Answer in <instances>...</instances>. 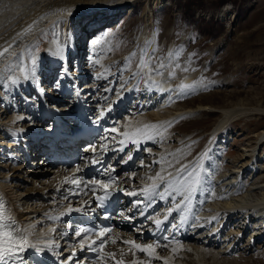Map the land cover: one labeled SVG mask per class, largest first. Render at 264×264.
Returning a JSON list of instances; mask_svg holds the SVG:
<instances>
[{
  "label": "bare ground",
  "instance_id": "6f19581e",
  "mask_svg": "<svg viewBox=\"0 0 264 264\" xmlns=\"http://www.w3.org/2000/svg\"><path fill=\"white\" fill-rule=\"evenodd\" d=\"M135 1L0 0V53H3V55H0V85L8 87L9 84L11 86L10 93H13L16 97L17 95L22 96V98L24 97L23 101H28L29 97L27 93L32 94L34 93L32 89H35V92L39 93L38 96L41 101V105L36 108H40V110L36 114L34 113L35 115L29 113V111L27 113L18 112L17 116H13L12 119L7 120L9 114L5 113L9 110L10 103L8 96L3 97L6 100V109L5 111L3 110L6 117L0 115V140L2 141L0 146H3L5 139V146L8 144L10 148H16L14 151L22 153V158L16 154L19 157L20 167H16L15 165L14 168L8 170L6 169V164L2 167V170L6 171V176H0V196L4 199L6 211L10 210L11 216L27 231L29 239L32 242H37L38 239L45 237V235L46 237H52L53 235H57L58 232H61L62 236L69 237V234L66 232L67 225L61 224L67 221L70 222L73 219L76 221L83 219L92 207L91 199L89 198L91 190L85 187V182L80 178V172L73 175V172L63 173V171L60 172L57 168L53 170V168H50L48 162L45 163V160L43 162L39 160L35 161L37 153L42 151V148L48 150L50 146L47 144L51 141L49 137L53 129L55 131L56 126L65 127L70 118L76 124L82 118H86V108H89V104L100 106L99 108L97 107L98 110L102 109L103 102L98 101V99L111 98L113 94L112 88L115 90L114 85L113 87H109L114 81L110 83L106 81L104 84H100L96 88V91H91L93 86L87 83L81 91L82 93L78 91L73 96L78 99L77 108L74 109L76 112L59 111L62 106H65L63 98L73 95L71 85L79 79L80 81L87 79L90 76L89 70H92L95 64L99 62L97 60L96 48L92 46L91 50L88 51L89 48L87 49L79 45L75 40V33L72 27L68 29V25L73 22L72 20H77L79 17L90 16L102 11L96 17L99 26H102L106 24L105 22L112 20L123 6L132 4ZM167 1L169 0H154V9L161 11ZM152 17L153 15L151 14L149 19H152ZM220 17H224V15L220 13ZM52 28H56L57 34H61V37H55L54 41L49 44L50 51L56 58L60 59V64L70 59V55L73 53L78 60L77 64H79L80 70L74 73L76 74L74 77L69 72L63 73L64 77L62 75V79L64 78L67 82L63 86L58 84L51 89V84L49 86V83H51L58 66L56 58L53 60V69L46 70L44 68L46 70V74L44 73L45 79L43 78V73L41 76L38 73L39 77L37 78L32 69L33 65L27 50L30 44L40 39L46 31H51ZM145 33L142 36L144 39ZM73 48H75L74 51ZM5 49H8V51L5 52ZM83 51H85V54H83ZM88 52H90V55ZM87 55L91 57L90 66H87L85 61ZM35 58L39 60L42 57L39 55ZM17 59L20 60L18 70H11V64ZM143 60L145 61L143 75L147 73V77L142 78L141 84L139 86H137L138 84L135 85L134 90L131 92V97L134 96L132 97L135 101L134 105L138 104L133 109H139L142 102H145L146 107L157 102L158 107L154 110H160L156 111V113L154 112L152 115L143 117L125 116L121 125L123 130L119 132L116 126V131L114 132H118L117 135H119L130 132L129 130L134 131L136 128H143L145 125H157L158 127L153 132L158 133V135H156L153 141L146 143V149H150L146 153L148 157H151V161L141 164V169L145 172L141 173V179L137 178L136 172L123 174L121 178L127 177V180L123 182L127 191H137L139 199H142L144 188L151 186L153 179L150 178H155L157 173L165 177H168L169 173L175 176L177 171L183 166L191 168L197 164L202 165V168H199L198 171L200 172L203 184L192 195L191 207L179 215H184L186 219H189V223L183 226L185 230L189 229V240L183 244L154 245L156 251L152 256H149L132 248L131 245L123 243L125 240H133L140 244H152L150 241H142L144 233L139 230L129 231L130 227L128 225H122L119 231L114 232L119 242L104 245L102 250L98 246V237L86 236L87 238L84 239L85 236H80L77 247L74 248V250L79 249L75 255L79 260L97 257V260L103 264H114L113 258L108 255L110 253H115V259H122L125 264H132L134 260L140 261L141 264H206L208 260H211L210 264H216L220 259L226 258L227 255L235 250L242 253L257 252L258 246L264 243V159L259 157L260 149L257 152L258 145L256 144L253 148L244 151L243 156L241 154L237 158L236 170H229L226 173L224 171L217 173V171L214 172L211 169V166L214 167L215 165L211 160V156L217 150V141L231 122L241 117L264 116V108L240 106L229 110H222V119L212 130L204 149L191 160L181 162L180 157L177 158L178 152L181 149L168 144L172 140L169 136L170 140L168 137L166 138L171 131L169 129L182 117L193 116L208 107L203 106L200 107L201 109H176L174 112L170 111V109H165L172 99L186 96L181 95V93H188L187 96L189 97L198 93L192 84L189 85L190 78L187 76H182L183 78L180 76L181 79L178 84L170 82L166 76L156 75L155 71H151V63L148 57ZM102 65L101 71L104 69V63ZM67 66H69V71L72 73L69 62L65 65V67ZM138 68L137 73L141 71V63H139ZM107 70L104 72L106 73ZM80 72L81 74L79 75ZM150 72L151 75L149 74ZM101 74L95 80L100 82V78H103V74ZM76 77L78 78L76 79ZM13 81H17V83H13ZM181 86L184 87L182 88ZM7 90L8 94L9 89L7 88ZM169 90L175 91L170 93ZM53 91H59L58 98H50L53 95ZM126 94L125 92L121 95L122 99H119L117 95L114 96L119 99V103H116L114 112L110 111L112 114L109 121L119 120L127 110L125 109L128 108L127 104L133 101L132 99H128ZM17 98L16 100L19 101ZM118 99H115L113 102H116ZM210 99L208 100L210 101ZM109 107H112V105ZM26 120L29 123L24 125L27 123ZM105 120L107 119L105 118ZM50 122H52V125H50ZM47 125H49L48 130ZM41 126L45 129L42 130ZM66 127H71V125H67ZM115 138L111 137V140ZM22 140H25L24 143L27 145L26 147L30 153L23 145H19ZM184 142V140L181 142L183 143L182 145H184ZM257 142L260 145H264V130L261 131ZM66 143H69V141L66 140ZM78 143L79 145L84 144V138L79 137ZM154 145H162L161 150L166 149L157 155L154 153L157 150ZM99 148L100 146L97 150ZM23 150L27 152L24 153ZM29 155L32 156L30 158H32L33 162L29 160ZM173 160H177V163L174 167L168 168L167 166ZM24 166L30 168L26 172L28 178L23 177L25 185L14 179L20 178L19 180H22L21 176L10 175L12 170L13 172L23 170ZM216 169H218V165H216ZM74 178L80 179L81 183L78 186L71 183V180ZM245 178L251 183L245 192L235 197L236 193L245 185ZM161 187H163V184H161ZM213 191L215 195H209ZM74 195H82L83 198L73 199ZM122 196H125L124 192H122ZM169 201L171 207L166 212L171 211V214L180 213V211H177L172 206L170 198ZM176 202L187 203L183 200L182 196H177ZM121 206L128 208L130 204L127 200L123 199ZM133 206L129 209L131 210ZM69 207L74 209L71 213L67 211ZM77 208L81 210L75 211ZM187 213L189 214L187 215ZM164 217L160 215V217L154 219V222L156 219L162 221ZM258 222H261L259 226ZM251 225H255L254 229ZM50 227L53 229H50ZM81 242L84 244L83 247H81ZM43 244L49 247L53 246L51 241H45ZM101 256L104 257L103 260L100 258ZM43 259H46L45 254L43 255Z\"/></svg>",
  "mask_w": 264,
  "mask_h": 264
},
{
  "label": "rangeland",
  "instance_id": "374dc122",
  "mask_svg": "<svg viewBox=\"0 0 264 264\" xmlns=\"http://www.w3.org/2000/svg\"><path fill=\"white\" fill-rule=\"evenodd\" d=\"M153 3L154 0H136L132 4L123 6L112 18L113 20L105 22L109 23L107 27L111 25L109 28L100 30L95 28L98 24L96 17L102 12L99 11L72 20L68 29L72 27L75 40L81 46L87 47L88 42L92 40L93 47L96 48L95 45L106 47V63L100 74L108 70L102 73L100 84L108 81L111 69H116L123 71L124 76L129 77L130 84L140 85L145 75L139 78L138 75L136 77L132 74L137 72L141 59L147 58L143 56H148L154 71L161 62L165 64L166 67L162 70L163 76L169 78L170 82H177L180 76H187L191 77V83L197 93L199 91L196 85L202 88L198 93L199 96L197 94L181 100L175 103L177 106L174 110H170L174 112L176 109L208 107L193 116L179 119L176 125L169 129L173 138L169 137L172 140L166 136L170 140L168 144L181 149L177 158L180 157L181 162H187L204 149L212 130L222 119V110L240 106L264 108V0H169L161 11L155 10ZM220 13L224 17H220ZM151 14L153 17L149 19ZM90 22L93 25H90ZM144 33L145 39L142 38ZM55 37H61V34H57V29L52 28L28 46L27 51L31 61L33 57L39 55L42 57L39 60L35 58V68L32 66L35 75L40 73L41 76L43 73L44 78V68L53 69V60L56 57L50 51L49 44ZM97 51L96 48V55ZM83 52L85 54V51ZM88 54L90 55V52ZM103 57L104 55L100 57V62H103ZM56 62L59 63L60 59L56 58ZM19 63V59L15 60L10 66L11 70H18ZM86 64L88 66V63ZM60 75L58 68L55 78ZM92 75L87 80L92 79ZM121 78L127 81L126 77ZM10 90L9 84L8 87L0 85V115L9 114L7 120L17 116L18 112L21 113L20 109L24 107L21 106L20 100H16L19 95L16 97L10 93ZM7 96L10 106L8 113L4 114L1 109L4 107L3 103H6L3 97ZM26 122L24 125L29 123L28 120ZM43 129L45 128L42 127ZM263 130V115L241 117L229 125L217 141V152L213 156L219 160V166L224 173L229 170L235 171L237 158L241 154L243 156L244 151L253 148L256 144L257 152L260 149L259 157L264 159V145L257 142ZM177 139H182L181 142L184 140V145L176 142ZM3 143V146H0V176H6V171L2 170L5 164L7 170L14 168L15 165L20 167L19 157L16 154L22 158V153L14 151L15 147L10 148L8 144L5 146V139ZM23 146L25 147L26 144L24 143ZM176 163L177 160H173L171 166L167 167H174ZM22 169L15 172L12 170L10 175L21 176L22 180L14 179L25 185L23 177L28 178L26 172L30 168L24 166ZM258 252L260 253L253 252L251 255L234 253L220 259L216 264H264V247ZM210 261L208 260L206 264H210Z\"/></svg>",
  "mask_w": 264,
  "mask_h": 264
},
{
  "label": "snow or ice",
  "instance_id": "6c2138e0",
  "mask_svg": "<svg viewBox=\"0 0 264 264\" xmlns=\"http://www.w3.org/2000/svg\"><path fill=\"white\" fill-rule=\"evenodd\" d=\"M5 52L8 51V49L4 50ZM145 54L146 51H145ZM0 55H3V53H0ZM133 56H135V53H133ZM155 56V53L153 52V57ZM33 68H35L36 60L35 58L31 61ZM141 71L138 73H134V76L137 75H143V68L145 67V61L141 60ZM165 64L161 62L156 70V75H163L162 70L165 69ZM179 67V65H177ZM187 71V69H185ZM151 75V72L149 73ZM173 75L175 72L173 71ZM27 78V74H26ZM13 83H17V81H13ZM59 82H57L58 85ZM182 88L184 86H181ZM175 90H169L171 93ZM188 93H181V95H187ZM116 95L119 97V99H122L123 97L116 93ZM119 99L116 101V103H119ZM113 110L111 107L108 109H102L100 112V115L97 117H94L92 122L95 123L97 126H99V120L105 118V115L107 112H110ZM118 121H114L113 124H117ZM157 125H145L143 128H136L134 131L125 132L123 134L124 139L119 141L120 147L119 151L123 153V156L121 157V160L125 163L133 159L132 156V149L129 148L128 152H125V140L130 142L136 150H139V145L141 141L144 143H147L148 141H153L158 135V133H154L153 130L156 129ZM105 131H116V128L113 126L111 129H105ZM102 139H107V137H102ZM93 151V158L91 159V166H96L99 161L95 158V146L92 147ZM145 151H150V149H145ZM124 156H127V160H124ZM171 166V165H170ZM77 170H79V166H76ZM199 168H202V165L197 164L194 167L189 168L188 166L181 167L175 176H173L171 173H169L168 177H165L161 175L160 173H157V176L153 179V183L150 187H145L142 196L143 200H136L132 203L134 205H138L141 203H144V201H148V204H145V207L148 206H154V203L156 202H167L169 198L172 201V206L175 207L177 211L183 212L191 207L192 202V195L197 192V189L201 187L203 184V181L201 179L200 172L198 171ZM105 171L106 169L102 170ZM115 182V178L110 177L108 182H105L102 179L98 178H89L88 181L85 182V187H87L89 184L93 187L90 189L91 191L95 192L98 188L102 191V195H95L94 199L97 202V206L100 208H103L105 206L106 200L112 195V193L109 191L110 188H112L113 183ZM71 183L74 185H79L81 183L79 178H74L71 180ZM161 184H163V187H161ZM124 194H130L132 196H137V191H132L131 193H128L127 190H123ZM209 195H215L214 191L210 192ZM177 196H182L183 200L187 203H177L176 198ZM225 198V197H221ZM203 203V201H201ZM74 209L71 207L68 208V213H71ZM81 209L77 208L75 211H80ZM143 215L144 213L141 212ZM108 214L105 213V217L107 218ZM171 217V211L168 212L167 215L164 217V222L169 221V218ZM186 221V216L181 215L180 218V224L177 225L175 223L169 224V227L171 228H177V227H183L184 223ZM162 224V221L160 219L155 220V226L157 229H160ZM91 230L85 227H81L75 232V235L80 237L82 234L88 233ZM110 229H102L98 232V237H104L107 232H109ZM87 237L85 236L84 239ZM169 237L165 235L163 237V242H168ZM95 243V241H93ZM105 241L101 240L100 242V249L102 250L104 247ZM113 243L115 241L113 240ZM123 243L131 245L132 248H135L136 250H139L140 252L146 253L149 256H152L156 248L153 244H140L136 243L133 240H125ZM31 246L28 233L25 229H23L16 220L11 216L10 210L6 211L5 208V202L2 196H0V264H17L18 261L21 260V253H23L26 250V247ZM84 244L81 242V247H83ZM175 251V249H173ZM111 256L114 260V264H125V262L122 259H115V253L108 254ZM102 260L104 259L103 256L100 257ZM132 264H141L140 261H133Z\"/></svg>",
  "mask_w": 264,
  "mask_h": 264
}]
</instances>
